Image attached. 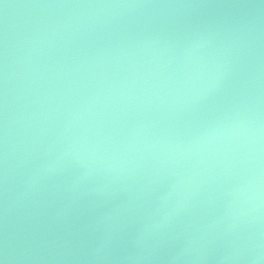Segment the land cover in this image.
Returning <instances> with one entry per match:
<instances>
[{"label": "water", "instance_id": "water-1", "mask_svg": "<svg viewBox=\"0 0 264 264\" xmlns=\"http://www.w3.org/2000/svg\"><path fill=\"white\" fill-rule=\"evenodd\" d=\"M0 264H264V0H0Z\"/></svg>", "mask_w": 264, "mask_h": 264}]
</instances>
